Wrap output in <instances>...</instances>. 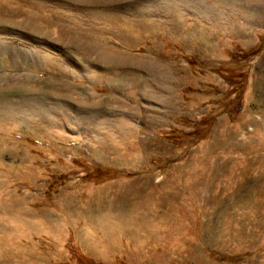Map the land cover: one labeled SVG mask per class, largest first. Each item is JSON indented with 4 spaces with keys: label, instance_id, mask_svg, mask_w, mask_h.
Returning a JSON list of instances; mask_svg holds the SVG:
<instances>
[{
    "label": "rangeland",
    "instance_id": "374dc122",
    "mask_svg": "<svg viewBox=\"0 0 264 264\" xmlns=\"http://www.w3.org/2000/svg\"><path fill=\"white\" fill-rule=\"evenodd\" d=\"M263 18L0 0V264H264Z\"/></svg>",
    "mask_w": 264,
    "mask_h": 264
},
{
    "label": "bare ground",
    "instance_id": "6f19581e",
    "mask_svg": "<svg viewBox=\"0 0 264 264\" xmlns=\"http://www.w3.org/2000/svg\"><path fill=\"white\" fill-rule=\"evenodd\" d=\"M255 1V0H254ZM258 1V0H257ZM25 3V2H24ZM231 3V2H230ZM251 3V2H250ZM252 3H254L253 1H252ZM251 3V4H252ZM257 3V2H256ZM2 4V3H1ZM251 4H249V5H251ZM192 5V4H191ZM194 6H196L197 7V5L195 4H193V7ZM217 6V5H216ZM255 6H257V4L255 5ZM192 7V6H191ZM208 7V6H207ZM251 7V6H250ZM195 8V7H194ZM256 9H257V7H255ZM246 10V9H245ZM260 11V10H259ZM257 12V14H259L260 12ZM241 12L243 13L244 11H242L241 10ZM183 13V12H182ZM239 14H241V13H239ZM262 14V13H261ZM253 16L254 15H256V14H252ZM242 16V15H241ZM244 16H245V14H244ZM252 17V16H251ZM259 17V16H258ZM249 18V17H248ZM236 19V18H235ZM255 19L257 20L258 18H256L255 17ZM264 19V18H263ZM243 20H244V18H243ZM11 21V20H10ZM253 21V20H252ZM255 21V20H254ZM236 22V21H235ZM248 22H250L249 21V19L247 20V19H245L244 21H243V24H244V26H245V23H247L248 24ZM230 23V22H229ZM242 23V22H241ZM240 24V23H239ZM247 24H246V27H247ZM250 24H252V23H250ZM218 25V24H217ZM234 25V24H233ZM41 26V25H40ZM154 26V25H153ZM234 26H236V25H234ZM239 26V25H238ZM241 26H243V25H241ZM181 27H184L183 25L181 26ZM221 27V26H220ZM245 28V27H244ZM142 29L144 30V31H147L149 34H151V35H154L153 33H152V29H154V27L153 28H151V27H147L145 24H143V26H142ZM247 31V30H246ZM154 32V31H153ZM121 33H122V30H121ZM145 33V32H144ZM121 35V34H120ZM124 35H126V32H123V34L121 35V36H124ZM110 52V51H109ZM111 53V52H110ZM107 55V54H106ZM41 115V114H40ZM43 118V117H42ZM9 120V119H8ZM47 120V119H46ZM3 122H5V121H3ZM10 122H11V120H10ZM48 123V125H51V123L52 122H50V120L49 121H47ZM9 123V122H8ZM12 124V123H11ZM53 125H54V122L52 123ZM47 125V126H48ZM4 126H6V125H4ZM11 126V125H10ZM49 128V127H48ZM6 129V128H5ZM49 130H50V128L48 129V130H46V134H47V136H49L50 135V132H52V131H50L49 132ZM106 140L107 141H109V136H107L106 137ZM5 143V146L4 147H9L10 149H11V151H13V152H15L16 151V149H17V145H15V146H13V144H12V142L11 141H9V140H7V141H5L4 142ZM107 143V142H106ZM16 144V143H15ZM106 148L107 147H109L108 145L107 146H105ZM22 149V148H21ZM18 152V151H17ZM24 154V153H23ZM26 215L28 216V215H31V216H33L34 215V213H32V212H29V211H27V213H26ZM108 221V223H109V219L107 220ZM107 223V222H106ZM126 223V224H125ZM129 223H131V222H129ZM140 223V222H139ZM128 223L127 222H123V219H119L118 218V220H117V222L114 224V225H112V226H110L109 227V225L108 224H106V230H109V228H110V230H111V232H112V234L115 236V234L116 235H118V233L120 234L121 232H123L124 230H126V225H127ZM138 224V223H137ZM141 224V223H140ZM111 225V224H110ZM131 224H129V226H130ZM139 225V224H138ZM128 226V225H127ZM128 226V227H129ZM139 226H141V225H139ZM144 226H145V224H144ZM147 227V226H146ZM132 228V227H131ZM147 229V228H146ZM151 229V228H150ZM130 230V229H129ZM128 229H127V233H128V231H129ZM132 230V229H131ZM134 230V229H133ZM139 230V229H138ZM146 231V230H145ZM125 232V233H126ZM132 232V231H131ZM146 233V232H145ZM149 232H147L146 234H148ZM123 234V233H122ZM133 234V233H132ZM150 236H152V234L150 233ZM32 250V249H31ZM90 250V249H89ZM91 252H93V249H91ZM105 254V253H104ZM30 256H32V258H33V256H35V252L32 250L31 252H29V257ZM3 258L5 259V261H6V263L7 264H13L12 263V259H11V257L9 256V254H5L4 256H3ZM36 259V258H35ZM25 264H29L28 262H26Z\"/></svg>",
    "mask_w": 264,
    "mask_h": 264
}]
</instances>
